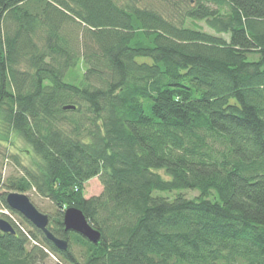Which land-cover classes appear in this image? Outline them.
<instances>
[{
	"label": "trees",
	"instance_id": "16d2710c",
	"mask_svg": "<svg viewBox=\"0 0 264 264\" xmlns=\"http://www.w3.org/2000/svg\"><path fill=\"white\" fill-rule=\"evenodd\" d=\"M13 135L30 164L10 156L0 186L51 203L68 249L3 194L0 264H264V0H0V145ZM73 207L99 242L66 231Z\"/></svg>",
	"mask_w": 264,
	"mask_h": 264
},
{
	"label": "rangeland",
	"instance_id": "374dc122",
	"mask_svg": "<svg viewBox=\"0 0 264 264\" xmlns=\"http://www.w3.org/2000/svg\"><path fill=\"white\" fill-rule=\"evenodd\" d=\"M85 70V64L82 63V61L79 62V65H77L76 68H73L67 72L65 82L78 85V83H80L84 77ZM10 140V142H6L4 143V145H0V177L2 184L3 182L8 181V178L17 177L20 173L17 165L10 160V156H16L17 158L19 157V160L22 161V163L27 167H29L30 164L29 156L27 153L28 151H30L29 145L27 146V144L16 135L11 136ZM85 190V197L88 199L94 196H99L103 192L101 182L97 178H94L92 181H90L85 186ZM11 192L14 191H11L9 189L7 190L4 186H0V197L3 194L8 195ZM25 194L30 198V200L36 205L39 210L46 211L47 214L51 213L54 210L51 203H49L46 199L37 196L34 191L30 192V194ZM188 196L197 197L198 193L193 191L190 192ZM5 213H8V210H5V205H2L0 200V216H3V214ZM20 219L22 218H19L18 216L19 221ZM23 225L24 229L29 234L32 232V230H34V227L32 225H28L25 222H23ZM44 264H58V262L57 259L50 255V258Z\"/></svg>",
	"mask_w": 264,
	"mask_h": 264
},
{
	"label": "water",
	"instance_id": "95a60500",
	"mask_svg": "<svg viewBox=\"0 0 264 264\" xmlns=\"http://www.w3.org/2000/svg\"><path fill=\"white\" fill-rule=\"evenodd\" d=\"M71 107H67L69 110ZM6 204L18 213L23 215L27 221L34 225L41 233H43L49 242L55 245L59 250L66 251L68 244L65 240L57 238L49 230V217L40 212L30 198L23 193L11 192L6 198ZM64 223L66 231L76 232L88 239L92 243H97L101 239V234L90 225L83 212L77 208H70L65 211ZM0 229L4 233H15L14 227L4 218H0Z\"/></svg>",
	"mask_w": 264,
	"mask_h": 264
},
{
	"label": "clouds",
	"instance_id": "9594fccd",
	"mask_svg": "<svg viewBox=\"0 0 264 264\" xmlns=\"http://www.w3.org/2000/svg\"><path fill=\"white\" fill-rule=\"evenodd\" d=\"M6 220V219H5ZM8 222V221H7ZM9 223V222H8ZM9 224H11V223H9Z\"/></svg>",
	"mask_w": 264,
	"mask_h": 264
}]
</instances>
